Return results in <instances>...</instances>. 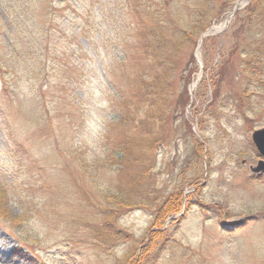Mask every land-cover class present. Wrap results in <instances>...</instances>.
I'll return each instance as SVG.
<instances>
[{"label":"rangeland","instance_id":"obj_1","mask_svg":"<svg viewBox=\"0 0 264 264\" xmlns=\"http://www.w3.org/2000/svg\"><path fill=\"white\" fill-rule=\"evenodd\" d=\"M58 1L54 0L56 6ZM79 1L97 8L104 3L107 20L92 26L85 24L86 18L80 19L87 27L77 41L70 37L69 42H77V52L88 61L89 54L78 48V42L88 49L89 37L100 32L105 35L103 47L113 53L117 41L127 33L123 11L127 0ZM223 1L213 0L210 9L206 8L208 18L219 14ZM249 2L236 0L199 35L196 45L188 42L178 51L174 64L165 68L170 77L164 93L168 108L144 115L148 111H144L142 94L112 75L126 94L125 107L132 105L134 113L120 128L116 125L120 116L112 106L117 90L94 75L93 81L78 89L85 120L78 112L75 129L62 120L60 129L52 128L53 136L45 142L44 133L37 130L43 122L33 121L31 101L24 97L33 81L38 85L43 77L39 82L33 80L28 62L21 63L20 69L16 63L15 70L24 79L17 84L20 89L13 83L12 87L22 100L15 95L10 101L2 92L0 74V186L8 211V219H0V264H135L130 251L146 242L153 208L180 189L190 196L189 206L180 222L170 226L168 239L161 242L148 264H264V176L259 178L251 171L261 159L252 132L264 127V100L256 94L252 104L240 102L238 94L246 78L239 55L228 60L220 97L214 102L215 85L210 81L221 74L230 57L235 21L231 12L237 6L244 16ZM193 3L170 0L168 16L172 10L176 14L177 6ZM49 4L50 0L40 3L42 7ZM22 6L27 7L18 0H0V55L7 48L6 7ZM66 10L73 14L71 8ZM103 47L101 65L110 71ZM192 51L198 68L187 84L185 67ZM206 78L207 84L202 82ZM186 89L190 101L184 106L178 99ZM153 105H159L157 98L151 100ZM59 136L64 146L74 145L76 158L57 145ZM116 157L124 159V165L117 164ZM145 169V177L139 178ZM119 189L128 191L139 205L118 218L127 232L123 241H99L93 231L100 219L96 206L110 202V195ZM17 247L24 248L30 258L15 256L12 251Z\"/></svg>","mask_w":264,"mask_h":264},{"label":"trees","instance_id":"obj_2","mask_svg":"<svg viewBox=\"0 0 264 264\" xmlns=\"http://www.w3.org/2000/svg\"><path fill=\"white\" fill-rule=\"evenodd\" d=\"M18 1L25 3L27 7H17L14 10L12 7H6L9 13L6 23L8 36L5 37L7 48L0 55L2 92L13 101L16 94L12 83L17 90L20 89L17 84L24 79V74H19L15 70L16 63H18L17 69H20L21 63L27 61L33 80L39 82L40 76L43 77L38 85L33 81L24 97L25 100L31 101L30 107L35 115L33 121H37L38 118L43 122L39 124L37 130L44 133L46 142L49 136H53L52 128L60 129L62 120L70 129H75L78 112H81L80 116L85 120L86 111L82 109L83 100L78 96V89H81L86 82L93 81L94 75L100 83L110 82L117 90L112 106L120 116L119 122L116 123L119 128L122 123L127 124L133 119L131 116L134 113L130 110L132 105L125 107L123 101L126 99V94L122 85L112 79V75L113 78H123L142 94L146 101L144 111H148L144 115H148L149 112H159L161 108H168L164 104L167 96L164 93L170 77L165 68L174 64L178 51L188 42H194L196 45L199 35L210 26L212 21L220 19L236 0H224L219 14L209 18L205 13L210 9L213 0H194L190 6L182 4L176 7V14L173 15V10L169 13L171 16H168L166 11L170 6V0H157L155 4L151 3L152 0H127V5L123 9L127 33L117 41V50L113 53L105 50L103 47L105 35L102 36L100 32L89 37L91 45H88V49L80 46L78 42V48L81 51L85 49L89 54L88 61L85 56L77 52V42L71 43L69 38L73 37L77 41L81 32L87 27L80 20L82 18H86L87 25L94 26L98 22L103 24L107 20L104 3L97 8L79 0L75 3L59 0V6L64 3L59 7L54 4V0H50L48 6L42 7L41 0ZM68 8H71L72 15L67 12ZM12 11L17 14L12 16ZM240 12V10L235 12V21L232 24L233 43L229 51L230 57L224 61L225 67L221 74L210 78L212 85H215L212 102L220 97L219 89L224 80L225 68L227 69L229 64L228 60L236 55H239L240 65L246 78L242 92L238 94L240 102L247 101L252 104V98H256V94H260L264 100V0H250L245 15L242 16ZM91 15H93L92 19ZM172 15L176 20L174 29L171 22ZM72 30H75V33ZM109 38L114 39L112 36ZM101 47L109 57L110 71L101 65ZM9 53H12L9 57L5 55ZM197 68L192 51L185 67L188 73L187 84L194 77ZM202 82L207 84L208 79ZM18 96L17 93L16 99L21 101ZM156 98L159 105L151 106V100ZM178 100L184 106L189 103L190 95L187 89ZM58 120L59 123L54 126ZM75 138L76 136H73V140ZM57 145L66 149L65 152L70 157H77L73 155L74 145L64 146L60 136ZM200 146L203 147L202 142ZM30 159L37 161L34 156H30ZM115 160L117 164L124 165V159L116 157ZM40 173L42 175V172ZM146 173L145 169L141 175L139 174V178H144ZM4 192L0 186V219H8ZM110 196L113 197H110L111 203L108 200L102 206H96L100 219L95 223L93 231L99 241L118 243L123 241V235L127 234L126 230L119 226L118 218L123 212L139 204L126 190L119 189ZM189 198L190 196L180 189L171 192L160 206L153 208L154 217L146 242L140 249L137 247L130 251L131 258L136 257L135 264H148L152 260L161 242L168 239L165 237L170 226L172 227L177 221L180 222L186 213ZM12 252L20 259L30 258L22 247H17ZM132 262L130 264H133Z\"/></svg>","mask_w":264,"mask_h":264},{"label":"water","instance_id":"obj_3","mask_svg":"<svg viewBox=\"0 0 264 264\" xmlns=\"http://www.w3.org/2000/svg\"><path fill=\"white\" fill-rule=\"evenodd\" d=\"M237 8L238 7L236 6L234 8V11H232L231 13L234 14ZM252 139L256 146V149L258 150L259 154L263 156V158L259 160L257 166L251 167V169L253 172L262 175L264 173V127L254 130L252 133Z\"/></svg>","mask_w":264,"mask_h":264}]
</instances>
